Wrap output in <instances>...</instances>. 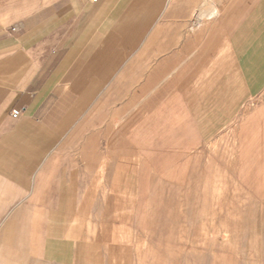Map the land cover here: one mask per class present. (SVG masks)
<instances>
[{"label": "crops", "instance_id": "1", "mask_svg": "<svg viewBox=\"0 0 264 264\" xmlns=\"http://www.w3.org/2000/svg\"><path fill=\"white\" fill-rule=\"evenodd\" d=\"M231 184L240 213L264 214V0H0V239L14 253L164 264L187 232L212 247L199 208H231Z\"/></svg>", "mask_w": 264, "mask_h": 264}, {"label": "rangeland", "instance_id": "2", "mask_svg": "<svg viewBox=\"0 0 264 264\" xmlns=\"http://www.w3.org/2000/svg\"><path fill=\"white\" fill-rule=\"evenodd\" d=\"M201 195L203 194L201 193ZM237 196L238 185L231 184V192L229 191L225 196L226 203H230L231 208H224L221 203L213 208L215 214L208 217L204 214L202 216L201 208H199V223L201 224L208 219L209 224H213V232L212 247H196L200 257H204L203 259L199 257L198 264H264V214L254 215L258 210L253 207L254 210L251 209L253 215H243L237 205ZM189 199L184 203L187 208L183 209L186 219H182L188 228L191 227V223L195 222L193 219L196 217L194 214L196 210L193 208L195 197ZM219 202L224 203L221 197ZM187 233L185 241L181 243L171 241V247L168 248L171 256L166 258L164 264H195L191 256L195 242L190 241L189 235L191 236V233ZM199 243L201 244L202 240ZM0 264L38 263L17 255L4 240L0 239Z\"/></svg>", "mask_w": 264, "mask_h": 264}, {"label": "built area", "instance_id": "3", "mask_svg": "<svg viewBox=\"0 0 264 264\" xmlns=\"http://www.w3.org/2000/svg\"><path fill=\"white\" fill-rule=\"evenodd\" d=\"M97 1H98V0H89V2H91V3H95V2H97ZM10 115H11L12 118H17V117L19 116V110H17V109H13V110L11 111Z\"/></svg>", "mask_w": 264, "mask_h": 264}]
</instances>
